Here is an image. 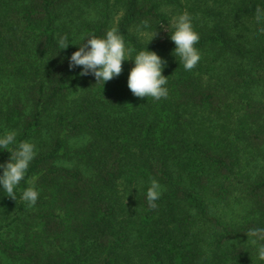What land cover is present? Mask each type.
<instances>
[{"label": "trees", "instance_id": "obj_1", "mask_svg": "<svg viewBox=\"0 0 264 264\" xmlns=\"http://www.w3.org/2000/svg\"><path fill=\"white\" fill-rule=\"evenodd\" d=\"M163 3L193 16L202 56L191 71L168 31L147 45L132 31L168 25ZM257 7L264 0H0V133L37 147L16 199L0 189V264H264L248 239L264 228ZM113 25L167 61V98L135 96L123 69L103 85L69 68L82 34ZM57 34L71 42L58 53ZM77 136L88 141L69 149ZM9 156L0 150V162ZM33 176L28 207L20 193ZM152 179L163 186L154 209Z\"/></svg>", "mask_w": 264, "mask_h": 264}, {"label": "clouds", "instance_id": "obj_2", "mask_svg": "<svg viewBox=\"0 0 264 264\" xmlns=\"http://www.w3.org/2000/svg\"><path fill=\"white\" fill-rule=\"evenodd\" d=\"M122 14V13H121ZM167 31L175 47L173 55L179 58V64L184 70H193L201 60V51L196 46L200 40V34L193 25V16L188 11H182L169 16ZM254 22L264 32V7H257L254 12ZM138 41L148 42L157 34L155 28L148 20H143L132 29ZM69 38L65 34H57V53L66 49ZM76 44V43H73ZM77 49L68 57L69 68L80 67V74L91 73L96 81H106L117 76L122 71V62L128 59L134 61L127 79L128 88L137 97H151L159 101L167 98L169 90L168 80L162 71L167 61L156 51L146 47L135 49L126 42L123 33L117 25L106 30L104 35L95 36L82 34L81 42ZM56 53V54H57ZM55 54V55H56ZM54 55V56H55ZM106 99V98H105ZM17 130H5L0 133V150H8L9 158L0 162V189L14 200L16 190L22 180L26 179L31 162L37 154L36 144L31 140H17ZM36 177L27 179L28 187L20 193V199L28 207L36 204L39 197V189L35 186ZM163 192V186L155 179L150 181L145 197L150 208H156V201ZM256 247L259 260H264V228H256L250 231L248 239Z\"/></svg>", "mask_w": 264, "mask_h": 264}, {"label": "rangeland", "instance_id": "obj_3", "mask_svg": "<svg viewBox=\"0 0 264 264\" xmlns=\"http://www.w3.org/2000/svg\"><path fill=\"white\" fill-rule=\"evenodd\" d=\"M162 9L165 12H167V14H169V15L172 14V12H173L172 8L169 5H166L165 3H163ZM166 29H167V25L161 24L157 30L155 29L157 34L152 39L156 40L159 37H161L163 35V33L165 31H167ZM133 66H134V61L132 59H128V60L123 61L122 62V69L124 71H122V73H124L126 76H128L129 71ZM87 141H88L87 136H77V137L69 138L67 143H68L69 149H75L77 147L84 145ZM57 162L59 165L69 166V167L76 165V161L68 160L66 158L59 159ZM259 166H261V164H259L256 168H259Z\"/></svg>", "mask_w": 264, "mask_h": 264}]
</instances>
